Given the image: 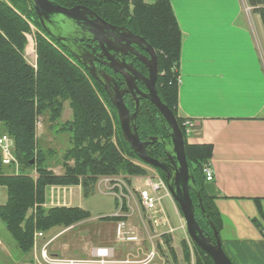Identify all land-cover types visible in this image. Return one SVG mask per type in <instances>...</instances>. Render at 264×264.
Listing matches in <instances>:
<instances>
[{"label":"trees","instance_id":"16d2710c","mask_svg":"<svg viewBox=\"0 0 264 264\" xmlns=\"http://www.w3.org/2000/svg\"><path fill=\"white\" fill-rule=\"evenodd\" d=\"M49 1L68 9L84 6L106 22L123 26L142 37L155 50L158 65L157 95L177 119L184 137L186 160L199 194L198 197L195 191L189 192L194 206V218L203 234L214 240L208 222L219 236L222 221L214 200L205 191L203 172L209 165L212 148L209 145H188L184 121L177 115L181 33L169 1ZM245 2L259 16L264 30V0ZM29 24L37 29L34 34L36 68L27 64L24 58L26 35L31 33ZM61 101H68L73 122L70 130L71 146L62 155L63 173L56 175L50 170L47 160L52 151L48 149L44 152L37 146L35 126L38 117L44 113H49L52 122L56 121L61 112ZM124 103L130 112L134 111L133 101ZM135 125L140 141H146L148 137L169 141V127L146 100L140 101ZM0 126L13 141V155L20 170L27 169L36 175L35 178L22 174L7 175L2 173L0 164V187L6 189L7 197L5 204L0 206V221L21 253L31 252L34 231L43 233L57 226L68 228L90 217L87 211L76 207L52 208L47 211L39 208L45 201L47 188L81 184L82 194L88 197L98 177L146 174L141 166L133 162L137 160L143 164L123 140L116 111L101 85L47 35L29 0H0ZM146 152L153 159L166 161L161 145L148 146ZM69 161L73 162L72 166L68 165ZM152 169L165 182V175L156 168ZM198 198L207 218L198 207ZM115 201L118 208L119 203ZM175 206L180 214L178 206ZM34 207L35 212L27 216L28 210ZM125 209L123 203L121 210ZM111 219L120 221L122 217L113 216ZM161 240L175 263L177 260L171 247L172 238L170 235H162ZM191 246L195 264H213L192 242ZM182 248L184 261L189 263L190 253L184 241ZM159 251L162 252L160 246Z\"/></svg>","mask_w":264,"mask_h":264},{"label":"crops","instance_id":"0c3cea01","mask_svg":"<svg viewBox=\"0 0 264 264\" xmlns=\"http://www.w3.org/2000/svg\"><path fill=\"white\" fill-rule=\"evenodd\" d=\"M168 1L181 33L177 115L194 124V131L186 137L188 145L212 148L209 166L214 180L206 182L205 191L221 216L222 248L234 264H264V30L261 21L251 7L250 15L246 16L242 0ZM54 173L62 175L63 172ZM64 189V198L73 207L74 189L81 193V188ZM170 201L174 207V201ZM86 222H79L59 234L48 237L43 234L29 253L17 249L3 252L2 246L0 264H44L40 249L45 243H48L49 258H82L78 255L86 250L76 254L78 248L71 237L60 239L74 229L83 228ZM118 222H113L115 233ZM98 247L111 248L110 245ZM93 248L87 251V256ZM114 257L118 259L115 251Z\"/></svg>","mask_w":264,"mask_h":264},{"label":"water","instance_id":"95a60500","mask_svg":"<svg viewBox=\"0 0 264 264\" xmlns=\"http://www.w3.org/2000/svg\"><path fill=\"white\" fill-rule=\"evenodd\" d=\"M29 2L47 35L61 45L101 85L116 111L122 138L136 157L146 166L156 168L165 175L167 190L179 208L191 242L202 250L213 264H233L223 250L213 225L208 222L213 232L214 240H211L203 234L195 221L194 206L189 192L195 191L198 197L199 194L186 160L184 137L177 119L157 95L158 65L155 50L142 37L123 27L109 24L84 6L78 5L68 9L49 0ZM84 40L97 44L101 51L98 57L105 56L106 61L103 64L114 73L124 76L125 88L120 89L107 73L95 68L94 61L98 60L83 48L81 43ZM132 45L142 49L146 55L139 54ZM125 57L140 61L147 69V76L140 75L132 63L125 61ZM135 80L144 84L146 93L137 88ZM125 93L131 94L134 99L133 112H130L124 103ZM136 94L139 96L136 97ZM142 99L154 106L169 127V141L160 137H148L146 141H140L138 138L135 120ZM154 144L163 147L166 161L153 159L147 154L146 148ZM198 207L207 218L199 198Z\"/></svg>","mask_w":264,"mask_h":264},{"label":"rangeland","instance_id":"374dc122","mask_svg":"<svg viewBox=\"0 0 264 264\" xmlns=\"http://www.w3.org/2000/svg\"><path fill=\"white\" fill-rule=\"evenodd\" d=\"M129 1L131 2L132 0ZM143 1L146 3L153 2V0H143ZM242 5H243L242 7L244 13L246 14V16H249L251 13V9L247 6L245 0H242ZM130 9H132V5H130ZM29 25L31 28V33L26 35L27 44L24 51V58L27 64H29L33 68H36L34 34L37 32V29L31 24ZM72 122H73L72 109L69 107L68 101H61V112L59 117L56 119V121L52 122L50 120L49 113H44L41 117H38L37 119V123L35 126L36 143L37 146L42 151L45 152L48 149L52 151V154L50 153L51 156L47 160L50 166L49 168L53 173L63 172L62 155L71 146L70 130H71ZM112 125L114 131L113 122ZM1 135H6L4 133V129L2 128V126H0V136ZM112 141L115 143L114 137L112 138ZM133 162L141 166L146 171V174H150L155 171L151 167L141 164L137 160H133ZM0 164H1V171L4 174L7 175L22 174L32 178L36 177L35 173L32 171H28L27 169H24L23 171L20 170V166L19 164H17V161H16L18 167L17 169H15L16 167L14 164L3 165L1 163V158H0ZM68 165L72 166L73 162L69 161ZM113 177L116 178V181H109L108 184L109 186L106 183H103L105 182L103 178L98 177L96 179V182L92 186L88 197H85L84 194H82V192L77 193L76 189H74V195L72 196V202H71L72 206L79 207L84 211H87L90 217L80 221L83 222L88 220V222L85 223L83 228L74 229L70 233L65 234V236L61 238L60 241L62 239L64 240V238L66 237L68 239L69 237H71L72 241L74 242V246L78 248L75 251L76 254H80V250H86L84 251L83 254L78 255V256H83L82 258L79 259L87 258L88 257L87 251L90 248L110 245V247L113 248V250L116 252V257L118 258L117 260H124L126 258H129L130 260H142L147 255V252L150 250L151 246H154L157 250L158 256L156 257L155 262L153 264H191L192 262H194L193 255H192L193 258L190 256L189 263L184 261L182 242L184 241L187 244L186 241L187 238L183 234L182 230L179 228V218L174 210V207H176L175 203L173 202L174 203V207H173L171 201L167 197H165L162 201L166 215L170 221V224L173 228L176 229L174 234L170 236L172 238L171 247L174 249L177 260L174 263L172 258L167 254L165 246L163 245V242L161 240V237H158L159 232L153 229L150 222L148 221L145 212L139 207L137 194L133 192V188L138 187L140 185L139 180H135L134 176L124 175V174H118ZM80 179L82 180V177ZM75 186H80L82 191L81 184ZM65 187L71 188L73 186L56 187V188H60V190L55 189L52 196H51L50 187L47 188L45 201L40 205L39 208H42L45 211H47L52 208L69 207V199L67 197L64 198V194H63V189ZM119 187H122L121 190H123L124 192V197L122 196L120 197H121L122 205L124 203V206L126 207L125 211L118 210L119 208H117L115 201L118 200V198L114 199V197L112 196L113 194H118L119 192H121ZM100 190L103 191V193L108 192L110 193V195L103 194L102 192L100 193ZM50 197L53 198L51 199V202H50ZM6 198H7L6 189L4 187H0V206L5 204ZM34 212H35V207L28 210L27 216L33 214ZM114 215L122 217L120 222L122 221L125 224L124 226L125 232L133 233V235L137 236L138 239L141 240L140 244L117 241L115 232L113 231L114 221H112L111 219V217ZM66 228L67 227L57 226L49 229L48 231L43 232V234H45L46 236L52 234H59V232H64ZM36 232H40V231L37 230L34 231L33 233L32 249L37 243V239L36 242L34 240V235ZM150 237L151 239H149ZM159 239L162 244H160ZM159 246L162 248V252L159 251ZM1 248L3 252L13 251L14 249H17L14 244V241L7 233L4 224L0 221V249ZM137 249H139V252H137ZM191 251L193 253L192 248Z\"/></svg>","mask_w":264,"mask_h":264},{"label":"built area","instance_id":"2783aa9c","mask_svg":"<svg viewBox=\"0 0 264 264\" xmlns=\"http://www.w3.org/2000/svg\"><path fill=\"white\" fill-rule=\"evenodd\" d=\"M183 127L186 137L194 131V124L192 121H184ZM0 155L1 163L3 165L14 164L16 167L15 169L18 168L16 159L13 155V141L6 135L0 136ZM203 172L206 182H212L214 180L213 172L209 165L204 168ZM101 178H103V180L105 181L103 183H106L107 185L109 184V181H116V178H114L113 176ZM134 178L135 180H139L140 182V185L138 187L133 188V192L136 193L138 197L139 207L145 212L148 221L150 222L153 229L159 232L158 237H161L162 235L172 236L176 229L171 226L162 202L165 197L169 198L170 200L172 199L167 190L165 182L155 171L143 176H134ZM119 188L120 190L122 189V187ZM55 189L59 190V188H56L55 186L50 187L51 196ZM113 195L116 199L118 198V210H121L122 201L120 196L124 197L123 190H121V192H119L118 194ZM51 199L53 198L50 197V202ZM175 213L179 218V228L187 238V246L189 248L190 256L192 257L193 253L191 251V240L186 232L184 220L180 217L177 211H175ZM124 226L125 224L122 221H119L116 225L115 235L117 241L140 244L141 240H139L137 236L133 235V233L125 232ZM42 237V232H36L34 235L35 242L36 239L38 240ZM149 239H151V237ZM160 244H162L161 241ZM47 245L48 243H45L40 249V258L44 264H153L156 257L158 256L156 248L154 246H151L150 250L147 252V255L142 260H130L129 258H126L124 260H117L114 257V251L112 248L95 247L91 250L90 255L84 259L49 258L46 252ZM137 252H139V249H137ZM191 264H194V262H192Z\"/></svg>","mask_w":264,"mask_h":264},{"label":"flooded vegetation","instance_id":"af4514ba","mask_svg":"<svg viewBox=\"0 0 264 264\" xmlns=\"http://www.w3.org/2000/svg\"><path fill=\"white\" fill-rule=\"evenodd\" d=\"M108 23L113 25V26H117V27H121V28L123 27V26H120V25L115 24V23H111V22H108ZM81 44H82V46H83V48L85 50H87L92 56H94V58L96 60H98V61H94L95 68L107 73L113 79L114 83L120 89L125 88L124 76L122 74H120V73H114L110 68H108L106 65L103 64L106 61V57L105 56H102L101 58L98 57L99 54L101 53V51L98 48L97 44L95 42H92V41H89V40H84ZM132 47L134 49H136L139 54L146 55V53L142 49H140V48H138V47H136L134 45H132ZM125 61L127 63H132L134 68L139 72L140 75L147 76V69L145 68V66L140 61H138L136 59H132L130 57H125ZM131 76L134 77L133 75H131ZM135 84H136L137 88L142 93H146V88H145L144 84L141 81L135 80ZM138 96L139 95L136 94V97H138ZM123 100L125 102H128L129 100L134 102L133 97L129 93H125L123 95ZM142 100H144V99H142Z\"/></svg>","mask_w":264,"mask_h":264},{"label":"bare ground","instance_id":"6f19581e","mask_svg":"<svg viewBox=\"0 0 264 264\" xmlns=\"http://www.w3.org/2000/svg\"><path fill=\"white\" fill-rule=\"evenodd\" d=\"M32 49V48H31Z\"/></svg>","mask_w":264,"mask_h":264}]
</instances>
